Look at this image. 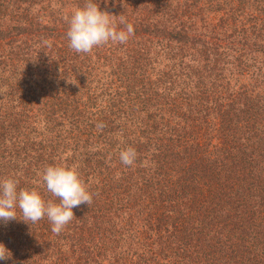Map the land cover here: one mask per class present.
<instances>
[{"label": "trees", "instance_id": "trees-1", "mask_svg": "<svg viewBox=\"0 0 264 264\" xmlns=\"http://www.w3.org/2000/svg\"><path fill=\"white\" fill-rule=\"evenodd\" d=\"M98 2L135 34L77 53L85 0H0V180L93 194L59 234L0 224L5 264H264V0Z\"/></svg>", "mask_w": 264, "mask_h": 264}, {"label": "clouds", "instance_id": "clouds-1", "mask_svg": "<svg viewBox=\"0 0 264 264\" xmlns=\"http://www.w3.org/2000/svg\"><path fill=\"white\" fill-rule=\"evenodd\" d=\"M69 46L77 53L91 52L95 47L111 43H126L135 34L132 23L102 9L98 0H85L66 17ZM119 25H124L123 28ZM69 82L75 83V81ZM103 129V122L97 123ZM137 150L128 147L119 153L124 165L132 166L137 160ZM42 181L46 191L57 199H45L36 188H20L15 177L0 180V224L22 220L30 226L44 217L52 224V231L59 234L76 216L74 208L93 202V194L88 190L75 167L52 164L44 168ZM13 256L6 243L0 241V264H5Z\"/></svg>", "mask_w": 264, "mask_h": 264}]
</instances>
